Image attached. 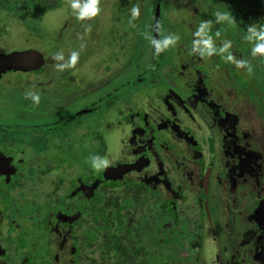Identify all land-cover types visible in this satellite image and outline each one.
Returning a JSON list of instances; mask_svg holds the SVG:
<instances>
[{
    "label": "rangeland",
    "instance_id": "1",
    "mask_svg": "<svg viewBox=\"0 0 264 264\" xmlns=\"http://www.w3.org/2000/svg\"><path fill=\"white\" fill-rule=\"evenodd\" d=\"M188 1L187 5H182L186 2L185 0H161L158 12V19H161V23L159 21L157 31L153 29L157 9L155 0H99L100 12L95 17L84 20L76 18L70 8V0H61L54 8L41 14L40 19L37 18L36 13L29 16H16L17 12L24 10L19 7V10H13L14 8L10 10L5 7L3 9L2 4L0 5V56L20 57L18 61L11 62L9 69L1 71L0 74V155L5 156L6 160L13 158L7 165L9 172L10 169L13 170V174L10 175L12 176L11 184L13 180L21 177L12 189L7 178L0 177V209L3 211V224H5L3 227L0 223V234L10 238L6 237L8 240L2 242L8 245L9 250L13 248V245L15 247L20 244L27 251L33 248L32 254L26 255L30 258L27 263L44 264L48 262L51 264L52 258L47 254V249L43 247L42 239H39V242L32 239L33 243L28 241L20 243L13 241L14 238L10 237V234L12 236L22 229L26 231L20 225L21 222L28 227V230H32L31 224H33L34 217H40L39 222H42L43 218L46 219L49 215L48 203L44 205L45 207H39V204L36 207L26 203V197H29V201L31 198L42 201V205L46 198L52 199L55 194L69 191L74 184L69 180V174L77 168V165L69 166L64 161L60 163L54 161L57 157L54 152L60 143L71 144L74 150L89 148L91 144H103L106 146V155L101 157L99 164L97 163L92 169L97 171L104 166L105 170L114 168L116 164L129 163L136 157L133 153L131 156L126 153L133 151L130 142L140 127L136 117L139 116V120H143L142 114H139L140 111H147L151 119H155V114L157 115L160 111L163 122L170 118L171 125L194 133L202 148V157H206L204 162L211 163L212 159L208 157L209 151L206 149V132L197 128V123L203 124V122H200L198 116L194 117L196 125L190 122L191 119L186 116L189 114L175 103L173 111L176 118L169 115L164 110L161 100L162 98L165 104L164 101H168L169 96L172 98L169 101H172L173 95L170 92L178 94L180 90L190 89V86H195L200 82L204 83L205 90L214 102L223 104L221 106L226 110L241 113L242 116L247 115L248 117L245 116L244 120L240 118L238 125L248 124L252 128L251 132L253 131L256 137L262 138L264 145L263 113L259 114L260 111L256 109L253 111L252 104L251 106L248 104V98L250 102L258 101L260 98L252 99L248 92V75L239 74L236 64L229 56L232 51L228 48L232 45L225 46L224 40L230 37L218 31L217 36L214 37L217 44L211 42V50L203 43L195 42L196 45L192 46L185 41L183 33L189 29L188 26L194 19L190 18L187 13L185 14L184 7L193 8L197 13H201L204 7L199 0ZM27 3L28 7L33 6L30 0ZM12 5L18 6V4ZM134 7L138 8L139 15L132 19L131 9ZM29 21L31 22L28 23ZM199 27H196L195 31ZM195 31H191L192 36H197ZM178 35L180 37L182 35L184 41L181 42ZM155 36H157V41L163 40L166 36L178 37L174 45L160 52L162 59L158 66H155L156 59L152 44ZM201 37L203 40L211 38ZM199 46L205 49L207 55L209 54L203 58L204 60L202 59L204 63L200 64L201 59L198 60L196 57L200 65L197 63L191 70L186 68L179 70L178 68L183 63L188 62L190 57L197 53ZM74 51L79 53L75 65L65 67L62 71L59 70L57 65L66 63ZM58 52L63 53V61L53 59ZM37 54L41 58L39 61L31 65H22L24 62L30 64L28 56L37 58ZM179 61L182 62L179 64ZM232 68L234 73L231 71ZM178 71H182V74H178ZM138 77L141 80L135 85L133 80L136 81ZM29 93L38 94L39 102L34 103ZM92 104L95 105L94 112L74 118L71 124L62 123L63 126L59 129H52L54 122L88 108ZM189 108L199 116H206L205 109L201 105H193ZM140 116H142L141 119ZM130 122H132L130 124L132 128L126 124ZM155 131L158 135L166 136L167 134L165 129L159 128ZM244 139H247L246 136ZM251 139L253 138H248L250 145L254 142V139ZM155 141L156 144L159 143L158 136L155 137ZM178 146L174 150H178ZM160 148L161 146L158 145L159 160L154 158L151 151L149 152L150 157H146L151 165L148 170L139 173L131 172L129 175L138 174L150 178L153 167L158 169L159 173L155 170L154 175L155 177L160 175L159 178L156 177L160 185L163 183L164 176L160 173L159 165H164L165 174L169 177L168 181L172 183V186L177 180L181 182L184 176L188 175L184 167L180 169L174 163L175 155L171 156L170 153L168 155ZM210 155L213 158L216 157L215 153L213 155L210 153ZM64 156L62 154V157ZM177 160L180 165L185 161L182 156ZM195 161L199 163L198 160ZM218 162L219 160L216 159L212 163L218 164ZM216 166L214 165L215 168ZM121 168L112 173L113 179L119 181L108 185L122 187L123 190V187L128 188L126 182L130 180L123 177L128 171ZM112 176L108 177L112 178ZM75 177L72 175L70 178ZM194 178H196V173L193 174ZM212 178L207 192L204 187L202 189L196 187V197L200 208L195 207L194 210H190V205L197 206V202L188 192L184 195L181 193L182 197L173 200L177 209H180L179 217L172 219L166 216V212L163 213L164 215L161 216L163 222L166 218L169 224L167 222L164 230L166 237L164 235L160 237L161 242L157 243L156 239L149 245L148 241H143L139 236L128 243L129 249L134 250L136 243L139 240L142 241V249L150 250L148 256L150 260H154V264H202V260L209 264V259L217 264V256L214 259V254L218 249L229 252L228 260L234 251L231 258L237 257L238 261L243 259L242 257L238 259V255L248 257L241 254V251L245 252L247 249L251 250L249 260L252 256L263 254L264 242L261 236L264 231L256 228L258 226L256 222L264 221L261 217L264 213L262 208L264 205L258 201L254 204L252 201L254 196L251 194L245 193L240 198L237 193H231L221 181H218L216 186ZM189 179H191L190 176L185 178L184 182L190 183ZM78 181L75 178V184H79ZM221 184L225 190L221 189ZM184 187L186 186L183 185ZM257 187L260 195L263 196L264 176L260 178ZM159 188L158 186L157 189ZM119 190L122 192L121 189ZM19 191L23 193L19 194ZM164 191L165 189H161L160 193ZM11 193L14 196L8 197ZM10 203L12 208H10ZM29 205L32 206L31 210L28 208ZM153 211L154 214H158V211ZM203 212L209 215V225L212 224L216 228L217 223L219 226L221 224L223 229L217 227L216 236L201 227L200 217ZM140 214H145V211L142 210ZM119 215L122 217L124 213L118 211L115 215L117 223L115 222L113 227L117 229L122 228ZM57 216L58 212L55 213V218L59 219ZM49 217L51 219L52 216L49 215ZM12 218L15 220L14 223L9 222ZM49 221L56 224L53 219ZM35 222H37L36 219ZM15 223L18 228L15 226L14 231L8 230V227ZM42 227L44 226L40 227L38 224L33 231H40ZM60 229V247L55 264H71L73 262L71 257H74L73 250L77 242L74 243L71 237L68 238V234L62 232V227ZM75 229L83 235V229L77 226ZM169 229L173 230L172 234L168 233ZM252 229L257 232V235L246 244L243 242L242 234ZM97 241L98 239L92 241L95 246L90 251L96 255L95 263L92 261L93 264H114L113 260L117 253L111 251L112 249L104 248ZM49 244L51 248L53 245L51 239ZM71 248L73 250L69 257ZM211 250L215 252L210 257ZM219 255L220 262L222 260L221 264H223L222 251Z\"/></svg>",
    "mask_w": 264,
    "mask_h": 264
},
{
    "label": "trees",
    "instance_id": "2",
    "mask_svg": "<svg viewBox=\"0 0 264 264\" xmlns=\"http://www.w3.org/2000/svg\"><path fill=\"white\" fill-rule=\"evenodd\" d=\"M60 1L61 0H30L33 6L28 7V0H0V5L2 4L1 7H3V9L5 7L8 9L14 8L13 10H24L23 12H17L16 16H29L36 13L37 18L40 19L41 14L54 8ZM185 1L186 2L182 5H187L189 3L188 0ZM199 1L204 6L201 13H197V11H194L193 8H188L186 6L184 7L185 14L187 13L190 18L194 19L191 25L188 26L189 29L185 30V33H183L184 38L186 39L185 41H188L189 44L193 46L196 45L195 42H199V44L202 43L203 38L201 36H209L211 37V42H215V44H217V40L214 39V37L217 36L218 31L223 32L227 36H229L230 38L224 40L226 44L225 46L232 45L231 48H228L232 51L229 56L232 57L231 60H233V63L236 64V70H238L239 74L242 73L248 75V92L252 96V99L260 98L258 101L252 100L253 103L250 102L251 100L250 98H248V104L250 106L252 104L251 107L253 111L254 109L258 110V112L260 111L259 114L263 113L264 117V54L253 55L252 48L254 47L256 42L248 41L246 39L249 28H264V0ZM160 3L161 0H155V6H159ZM12 4H18V6ZM218 16L223 17V19H220L218 21ZM159 21L160 20H158V22ZM30 22L31 21H29L28 23ZM201 24L207 25V27L204 29V34L201 36H192L191 31H195L196 27L200 26ZM157 29L158 27L155 30L157 31ZM180 38L181 42L182 40L184 41L182 35ZM155 52L156 49L154 47V53ZM208 55L205 53V49L199 46L197 53H194V56H191L190 60L186 63H183L178 69L184 70L186 68L188 70H191L196 66L197 63L198 65L203 64L204 62L202 61V59L204 57L206 58ZM160 56L161 54H154V57L156 59L155 66H158L161 62L162 56ZM196 57L198 60L200 58L202 63L199 64V61L196 59ZM211 60L212 59L210 58V61ZM181 62L179 61V64ZM233 68L231 70L232 73H234ZM177 73L182 74V71H178ZM138 82H140V78H138L137 81H133L134 84H137ZM94 110L95 105L92 104L88 108L77 111L67 117L61 118L59 121L54 122V125L52 124V129H59L61 126H63L64 123L71 124L74 118H78L88 112H94ZM190 110H192L193 113H196L193 109L190 108ZM142 112L147 111H140L139 114L141 115ZM138 123L143 124V120L140 121L138 119ZM126 124H128L130 128L132 127L129 123ZM196 141L197 144L195 145L191 143L192 148L195 149L196 152H202V148L199 145V140ZM152 144L154 150H156L160 154L158 150V144H156V142ZM70 145L71 144L65 145L63 143H60L55 149L54 154L57 155V157H55L54 161L58 163L64 161L69 166L77 165V168L74 169L71 174H69V176L72 177V175H75L77 181L79 179L81 180V184L84 183L85 185L89 186L91 190H89L87 193L91 195L86 196L87 193H84V191L79 189L76 190L77 188L75 187L74 182L75 178L71 179L69 177V180L73 181L74 183L70 187L71 189L69 191L66 190L62 194H55L52 199L46 198L44 200V204L41 205V203L43 202H40L38 204H40V207H45L44 205L48 203V213L52 216L51 219H53V222L57 223V226L60 228L65 225L64 231H68L73 236V239H75L74 241L77 242L76 254L73 264L95 263L94 257L96 255L94 253H90V251L95 246L92 244V241L95 239H98L97 242H100L104 248H107L108 250L112 249L111 251H115L117 253V255H115V260H113L114 264H148L150 260L148 256L150 250H143V242L140 240L136 243L138 247L136 246L134 250H130L128 241L131 242L135 238L141 236L143 241H148L149 245L155 242L156 239L158 243L160 241V237L164 235V230L166 229V225L168 222L166 218L163 222V218H161V216L164 215L163 213L166 212V216L168 215L172 217V219H178L179 216L175 217L174 213H172L171 210L169 211V208L165 205L166 200L169 197V194L167 193L169 189L164 183H161L159 185V182L157 181L152 184L148 182L150 180L144 181L140 179L126 182L128 188L123 187V190L122 187L118 188L108 185L109 180L108 178H104L103 174L105 166L98 169L97 171L92 169L101 159V157L106 155V146L98 143L91 144L89 148H80L78 150H74ZM62 154L65 156L62 157ZM192 154L194 153L192 152ZM192 154L190 153L191 159ZM196 155L197 158H199V154ZM159 159L160 157H158V159L156 160ZM159 166L160 173L169 178L165 174L166 172L164 171V165ZM161 168H163V170H161ZM153 170L154 168L152 167V171ZM155 170L156 172H158V169ZM156 177L159 178L160 175H156ZM17 179L18 178H16L15 180ZM158 186L160 187L159 189H157ZM153 188L155 189V191L153 190ZM118 189H121L122 192H120V190L118 191ZM161 189H165V193H160ZM72 192L74 194H72ZM252 199L253 203L256 204L258 199L256 197H253ZM37 205L34 204L33 206L37 207ZM142 210L145 211V214L143 215L140 214ZM153 210L158 211V214H154ZM118 211L124 213L122 217L121 215L118 216L120 222L122 223V228L119 229L113 227V224L116 222L115 215H117ZM56 212H58L57 217H59V219L55 218ZM71 212L74 213L71 217L72 224H70V226L69 224H63L64 220H61V218L64 219V215L68 216L69 214H71ZM49 215L46 219L43 218L42 222H39V220H41L40 217H32V230H28V227L25 226L26 230L29 232L27 236L28 238L24 241L33 243L32 239L33 241L35 240L38 242L39 239H42L43 247L45 249L49 248L50 239L52 240L53 245L56 244L57 238L54 239L53 235L51 237L50 233L46 234L47 228L50 227L49 220L51 219ZM35 219L37 222H35ZM200 219L202 226L208 224V218L207 215H205V212L202 213ZM38 224L40 227H44H42L40 231H33L36 227H38ZM72 226H77L83 229V235L79 234L80 231L71 230ZM172 232L173 230L169 229L168 233L172 234ZM122 235L126 236L123 237ZM164 237L166 236L164 235ZM53 245V248L50 251H55L57 249ZM106 255H108V253ZM125 260H127V262Z\"/></svg>",
    "mask_w": 264,
    "mask_h": 264
},
{
    "label": "flooded vegetation",
    "instance_id": "3",
    "mask_svg": "<svg viewBox=\"0 0 264 264\" xmlns=\"http://www.w3.org/2000/svg\"><path fill=\"white\" fill-rule=\"evenodd\" d=\"M159 19H157V23L155 25L156 22V16L155 19L153 21L154 26L153 29L155 30V27H158V22ZM160 23H161V19H160ZM154 32V31H153ZM2 57L0 59V74L1 71L3 72L6 69H9L10 63L11 62H15L18 61L20 57L17 56H10V57H4V56H0ZM40 55L37 54V58H35L34 56L29 55L28 56V61L30 60V64H28L29 62H24L22 63L23 66L26 65H31L32 63H35V61H39ZM140 78V77H138ZM141 80V79H140ZM134 81V80H133ZM137 81V79H136ZM170 94L173 95V100L169 101V99H172L168 96V101H164L165 104L163 103V99L162 100V104L164 105V110L166 112H168L169 115H172L176 118L175 116V112L174 110V103L179 105L181 108L183 107L185 112H187L189 115H186L188 118H190V122H194V124L196 125L195 120V116H198V119L200 120V122L202 121L203 124L201 123H197V128L198 129H202L204 130V132H206V137H207V151H209V156L212 159V162H214L216 159L219 160L218 164L215 163H206L204 162L205 158L202 157L203 153L202 152H196L195 149L192 148L191 143H193L194 145L197 144V138L194 136V133H191L189 130H181L178 127H176L175 125H171V121L170 118H168L166 120V122H163V117L160 114V111L157 113V115L155 114V119H151L149 118V114L147 112H142V116H143V123H140V126L137 129V134L133 137L132 142L131 143V149L133 151H129L126 153V155L131 156L132 153L134 155H136L135 158L131 159V161H129V163H120V164H116L114 168H107L108 170L105 172V168H104V178L105 176H112V173H115V171L117 170V168H121L124 167L123 170L124 171H128L125 172L123 177H126L127 179H129L130 181H135V180H146L148 181V179H150V181H154L157 182L158 179L156 177H154V173H155V169L152 171L150 178H148V176H139L138 174H134V175H129L131 172L133 173H139L142 172L143 170H148L149 166H150V161L148 158L146 157H150L149 156V152L151 151L152 154L155 156V158H158V152L156 150H154L153 148V144L155 143V137L158 136V139L160 140V142L158 143V145L161 146L160 149L165 150L168 155L169 153L172 155H175L174 158V163L175 165H177L180 169H182V167H184V171L188 174L186 176H184V178L181 180H177L176 184L172 186V183L168 181L169 178H167L164 174L163 176L166 177L163 178V183L166 185V187L169 189V191H167V193L169 194V197L166 200L165 205L169 208V211L171 210L172 213H174L175 217H178V210L176 205L174 204L173 200L175 198L178 197H182L184 195V193H190L192 194L193 198H195V201L197 202V197H196V193H197V189L196 187H200L202 189V187H204V176L206 174V171H208V187H207V191L209 190V183H210V179L213 177L215 184L217 185L218 181H221L224 184V187L227 188L229 191H231V193L235 192L237 193V195H240L241 197L244 196V194L246 193L247 195H253L254 197H256V193H257V199L258 202L260 204L264 205V195H260V190L257 187V184L260 181V178L262 176H264V145H263V140L262 138H258L255 136L254 132H251L250 126L244 125V126H239L238 123L241 120H244V117H248L247 115H241V113H235L231 110H226L223 106V104H220L218 102H214V100L208 95V91L205 90V86L204 83H196L195 86H190V89L186 88V89H182L180 90V92H178V94L174 93V92H170ZM167 97V96H166ZM179 103V104H178ZM192 105H201L203 107V109H205V113L206 116H199L197 113H193L192 110H190L189 106ZM245 106V105H244ZM248 107V106H246ZM155 112V111H154ZM182 113L183 110H182ZM140 116V119L141 117ZM242 117V119L240 120V118ZM137 121L139 119V116L136 117ZM142 120V119H141ZM156 121L154 124H152V122ZM129 124H132V122H130ZM132 128V127H131ZM165 129L167 134L166 136L164 135H158L156 133V129ZM244 136H246V140L244 139ZM248 138H253L254 142L248 143ZM244 139V140H243ZM251 139V140H253ZM176 140V141H175ZM178 141V142H177ZM178 143V144H177ZM209 143V144H208ZM177 144V145H175ZM178 145H180V148ZM178 146V150H174L176 149V147ZM130 149V150H131ZM192 152L194 154H192ZM196 152V153H195ZM190 153L193 155L192 159L190 158ZM210 153L213 155L215 153L216 157L213 158ZM199 154L197 158V155ZM178 155V156H176ZM182 156L183 163L182 165L178 164V160L179 157ZM5 156L0 155V177H4L7 178V180L10 182L12 180V176H10L11 174H13V170L10 169V172L7 170L9 169L7 167V165H9V160H13V158H10L9 160L4 159ZM198 160L199 163H195ZM203 162V163H202ZM117 165H123V166H117ZM214 165H217L216 168L214 167ZM164 167V166H163ZM188 169V171H187ZM161 170H163V168H161ZM158 173V172H156ZM196 173V178L193 179V174ZM191 177V179H189L190 183L188 181L184 182V179ZM122 177V178H123ZM21 178V177H20ZM20 178H18L17 180H13L12 184L10 186V188H14V185L16 182H19ZM110 179L108 184H110L111 182L114 181H119V180H115L111 177H108ZM212 178V179H213ZM107 179V178H106ZM79 184H75V187L77 188L76 190H82L84 191V193H87L89 190H91V188L87 185H85L84 183L81 184V180L78 181ZM154 182H150L152 184H154ZM159 182V181H158ZM149 183V184H150ZM182 183V184H181ZM182 185V186H181ZM183 185L186 186L183 188ZM219 185V184H218ZM244 185V189L238 188L239 186ZM220 186V185H219ZM154 187V186H153ZM223 185L221 184V189ZM156 188V187H155ZM153 190L155 191V189L153 188ZM23 191H19V194H22ZM75 193V191H74ZM72 192V194H74ZM155 193V192H154ZM183 193V195L181 194ZM239 193V194H238ZM8 195V194H7ZM90 196L91 194L87 193L86 196ZM11 196L13 197V193H11L10 195H8V197ZM15 201V200H14ZM16 202V201H15ZM42 202V201H41ZM17 203V202H16ZM26 203L29 204H35L37 205L38 203H40L38 200H35L33 198H31V200L29 201V197H26ZM70 204V203H69ZM23 205V203H22ZM75 205V204H74ZM193 204L190 205L191 209L190 210H194L195 207L200 208V204L197 202V206H193ZM40 207V204H39ZM204 207V206H203ZM10 208H12V204L10 203ZM28 208L32 209V206H28ZM263 210H264V206H262ZM28 209V210H29ZM226 209V208H225ZM189 210V211H190ZM74 213L71 212V214L64 215V219L61 218V220H64L63 224H72V215ZM3 211H1L0 209V223H2L3 227L5 224H3ZM207 217L209 219V215L207 213ZM261 217L264 219V213L261 215ZM2 218V219H1ZM10 223H14L15 220L12 218L9 221ZM19 225V224H18ZM20 225H22V227H25V225L23 224V222L20 223ZM256 228L261 229V231H264V221H260L259 223L256 222ZM15 226L18 228L17 223H15L13 226H9L8 230L10 231H14ZM50 227L47 228V233L53 235V238H57V242L56 244H54L53 246H55L57 249L55 251H50L52 250L53 247L47 249V254L50 255V258H52L51 260V264H55V262H57L56 260V256L58 255V251H59V239H60V234L59 231H61V229H59V227L56 224H49ZM63 227H65V225L62 226V232L64 234H68V238L71 237V240L75 243V239H73V236L68 232L64 231ZM201 227L206 229L208 232L213 233L214 236H216V232H217V227L218 229L221 228V224L219 226V224L217 223L216 228H214V226L206 224L205 226ZM16 228V229H17ZM6 229V227H5ZM22 229V228H21ZM71 230L76 231L75 226L71 227ZM250 230V229H249ZM3 231V230H1ZM28 232L29 231H25V230H21L18 233H14L12 236L10 234V237H13L14 240L19 241L20 243L23 242L25 239H27L28 237ZM53 232V233H52ZM9 234V233H8ZM19 234V235H18ZM257 232L252 229L251 231H246L244 232V234H242V239L243 242H245L246 244H248L254 237H256ZM8 236H2L0 234V264H26L30 258L26 257V255L32 254L33 252V248L30 251H27L24 247H21L20 245H15V247L13 246V248H8V245H5V243L2 244V242H6L8 239L6 238ZM9 238V237H8ZM10 239V238H9ZM261 239H263L264 242V234L263 236H261ZM129 243V241H128ZM76 247L77 244L73 248H71V251L69 253V257L72 254V250L74 253V257L72 258V261L74 262L75 259V254H76ZM13 250V252H12ZM222 251L223 254V260L224 263L223 264H264V252L263 254H260L256 257L252 256L251 259L249 260L248 258L251 250L247 249V251L243 252L241 251L243 255H247L246 256H241L238 255V259H241V257L243 259L241 260H237L236 258H231L233 257V254L231 255L230 259L228 260L229 257V252L227 251V253L225 252V250H220L218 249L216 252L215 250H211V254L210 257L212 256L213 252H215L214 254V259L217 256V264H221L220 262V257H218V255L220 254V252ZM14 253V254H13ZM240 254V253H239ZM68 255V254H67ZM220 256V255H219ZM68 257V258H69ZM154 260L151 259L149 260L148 264H154L153 262ZM71 262V264L73 263ZM168 262V261H167ZM166 262V263H167ZM206 262V263H205ZM67 263V261H66ZM29 264V263H27ZM33 264V263H32ZM44 264H50V263H44ZM202 264H207V261L202 260ZM209 264H214L211 262V260L209 259Z\"/></svg>",
    "mask_w": 264,
    "mask_h": 264
},
{
    "label": "clouds",
    "instance_id": "4",
    "mask_svg": "<svg viewBox=\"0 0 264 264\" xmlns=\"http://www.w3.org/2000/svg\"><path fill=\"white\" fill-rule=\"evenodd\" d=\"M70 8L73 10L77 19H91L95 17L100 12L99 0H70ZM132 19H135L139 15L138 8L134 7L131 9ZM223 19V17L218 16L217 20ZM207 27L205 24H201L199 29L196 32L197 36H201L204 34V29ZM178 37L175 36H166L163 40L157 41L152 40V44L154 45L156 55H159L160 52L164 51L170 45H174ZM248 41H255V45L252 48V54H264V28L257 29L255 27H251L248 30V35L246 36ZM203 45L211 50V38L204 39L202 41ZM79 53L72 52L70 58L66 63L59 64L57 67L59 70H63L65 67H73L78 59ZM56 61H63L64 55L63 53H56L53 57ZM31 99L34 103L39 102L38 94H31Z\"/></svg>",
    "mask_w": 264,
    "mask_h": 264
},
{
    "label": "water",
    "instance_id": "5",
    "mask_svg": "<svg viewBox=\"0 0 264 264\" xmlns=\"http://www.w3.org/2000/svg\"><path fill=\"white\" fill-rule=\"evenodd\" d=\"M158 12H159V6H157V9H156V22H155V25H156V23H157V19H158ZM155 29H156V27H155ZM156 31V30H155ZM156 34H157V32H155ZM155 40H157V36H155ZM124 168V167H123ZM120 168H117V170H119ZM122 169V168H121ZM108 169H106L105 170V172L107 171ZM116 170V171H117ZM208 171L206 172V174H205V176H204V179H203V181H204V189H205V191L207 192V187H208ZM105 178H108V176H105ZM238 188H241V189H244V185H243V187L241 186H239ZM239 194V193H238ZM239 197L241 198V196L239 195ZM234 202V201H233Z\"/></svg>",
    "mask_w": 264,
    "mask_h": 264
}]
</instances>
